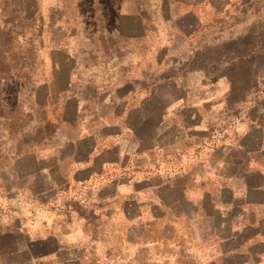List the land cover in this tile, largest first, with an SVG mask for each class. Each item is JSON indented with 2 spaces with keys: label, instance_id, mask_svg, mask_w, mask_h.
Here are the masks:
<instances>
[{
  "label": "rangeland",
  "instance_id": "1",
  "mask_svg": "<svg viewBox=\"0 0 264 264\" xmlns=\"http://www.w3.org/2000/svg\"><path fill=\"white\" fill-rule=\"evenodd\" d=\"M129 71L169 78L147 102L189 99L195 136L264 147V0H0V264H51L14 218L48 183L44 142Z\"/></svg>",
  "mask_w": 264,
  "mask_h": 264
},
{
  "label": "crops",
  "instance_id": "2",
  "mask_svg": "<svg viewBox=\"0 0 264 264\" xmlns=\"http://www.w3.org/2000/svg\"><path fill=\"white\" fill-rule=\"evenodd\" d=\"M169 80L117 75L45 140L48 183L14 218L51 264H264V147L195 136L187 98L148 103Z\"/></svg>",
  "mask_w": 264,
  "mask_h": 264
},
{
  "label": "trees",
  "instance_id": "3",
  "mask_svg": "<svg viewBox=\"0 0 264 264\" xmlns=\"http://www.w3.org/2000/svg\"><path fill=\"white\" fill-rule=\"evenodd\" d=\"M35 90H39V88H36ZM48 102H46V104H47ZM46 104H39L40 106H41V109H44V110H46V108H47V105ZM47 111V110H46ZM48 112V111H47ZM62 122V121H61ZM60 122V123H61ZM49 123H51V121H50V118H47L46 119V125H48Z\"/></svg>",
  "mask_w": 264,
  "mask_h": 264
}]
</instances>
